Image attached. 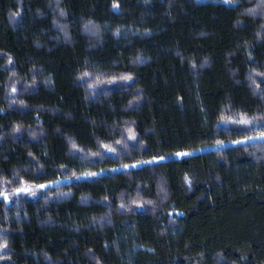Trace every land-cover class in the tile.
I'll list each match as a JSON object with an SVG mask.
<instances>
[{
	"label": "trees",
	"instance_id": "obj_1",
	"mask_svg": "<svg viewBox=\"0 0 264 264\" xmlns=\"http://www.w3.org/2000/svg\"><path fill=\"white\" fill-rule=\"evenodd\" d=\"M259 134L264 0H0V264H264Z\"/></svg>",
	"mask_w": 264,
	"mask_h": 264
},
{
	"label": "rangeland",
	"instance_id": "obj_2",
	"mask_svg": "<svg viewBox=\"0 0 264 264\" xmlns=\"http://www.w3.org/2000/svg\"><path fill=\"white\" fill-rule=\"evenodd\" d=\"M257 140H264V134H259L256 136H252L249 139H243L240 140L237 143H245V142H249V141H257ZM235 145V143H222V144H217V145H213V146H206L204 147L203 151H207V150H211V149H217V148H221V147H227V146H233ZM191 153L190 152H179L174 154V158L176 159H180L186 156H189ZM161 161V159H152L146 162V164L149 163H155ZM140 164H135L132 167L133 168H137L139 167ZM104 172H98L96 174H82L79 179L81 178H92L94 176H96L97 174H102ZM69 182V179H62V180H58L56 182L53 183H45V184H41V185H28V184H24L21 187L15 189V190H4L2 193H0V199L4 200L6 203L11 202L13 199H15L18 196H24L26 198H35L38 197L40 195V193L51 186L57 185V184H61V183H67Z\"/></svg>",
	"mask_w": 264,
	"mask_h": 264
}]
</instances>
